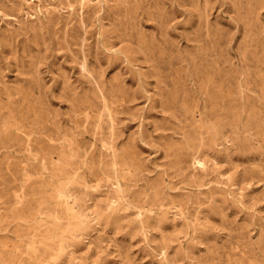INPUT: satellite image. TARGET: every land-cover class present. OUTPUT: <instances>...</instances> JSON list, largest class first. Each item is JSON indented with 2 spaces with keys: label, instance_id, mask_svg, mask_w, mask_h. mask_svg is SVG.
Wrapping results in <instances>:
<instances>
[{
  "label": "rangeland",
  "instance_id": "rangeland-1",
  "mask_svg": "<svg viewBox=\"0 0 264 264\" xmlns=\"http://www.w3.org/2000/svg\"><path fill=\"white\" fill-rule=\"evenodd\" d=\"M263 255L264 0H0V264Z\"/></svg>",
  "mask_w": 264,
  "mask_h": 264
},
{
  "label": "bare ground",
  "instance_id": "bare-ground-1",
  "mask_svg": "<svg viewBox=\"0 0 264 264\" xmlns=\"http://www.w3.org/2000/svg\"><path fill=\"white\" fill-rule=\"evenodd\" d=\"M225 71V70H224ZM213 72V71H212ZM225 74V73H224ZM222 75V74H221ZM217 76V75H216ZM224 76V75H223ZM217 79V78H216ZM221 79H222V77H221ZM226 80V79H225ZM235 81V80H234ZM246 82V81H245ZM240 83V82H239ZM228 84H229V82H228ZM237 84V83H236ZM235 85V84H234ZM229 87H230V85H229ZM242 87V86H241ZM243 88V87H242ZM235 89V88H234ZM207 90V89H206ZM207 94V93H206ZM220 96V95H219ZM205 99V98H204ZM218 103V102H217ZM221 103V102H220ZM211 106V105H210ZM204 109V108H203ZM202 113H203V111H202ZM231 113V112H230ZM112 114V113H111ZM111 114H110V116H111ZM218 115V114H217ZM113 116V115H112ZM112 118V117H111ZM206 118V117H205ZM215 119V118H214ZM201 122V121H200ZM228 132V131H227ZM223 136V135H222ZM199 139H201V138H199ZM202 149V148H201ZM116 162V161H115ZM103 168V167H102ZM101 172V171H100ZM246 177V176H245ZM209 181V180H208ZM207 185V184H206ZM62 193V192H61ZM210 193V192H209ZM63 196H64V194H63ZM61 197V196H60ZM65 199V198H64ZM234 200V199H233ZM235 201V200H234ZM57 203H58V201H57ZM128 204V203H127ZM131 204V203H130ZM62 205V204H61ZM130 206V205H129ZM135 206H136V204H135ZM148 206V205H147ZM62 207V206H61ZM141 214V213H140ZM35 224V223H34ZM143 226V225H142ZM32 233H34V232H32ZM61 245V244H60ZM261 253V252H260ZM264 256V255H263ZM261 260V259H260ZM251 262V261H250Z\"/></svg>",
  "mask_w": 264,
  "mask_h": 264
}]
</instances>
